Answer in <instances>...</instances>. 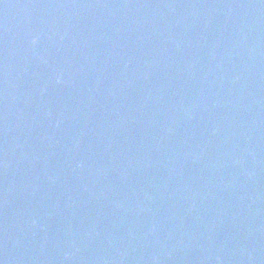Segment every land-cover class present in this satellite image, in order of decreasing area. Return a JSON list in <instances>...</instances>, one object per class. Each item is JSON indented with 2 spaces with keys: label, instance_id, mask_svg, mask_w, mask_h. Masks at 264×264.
Returning a JSON list of instances; mask_svg holds the SVG:
<instances>
[{
  "label": "water",
  "instance_id": "95a60500",
  "mask_svg": "<svg viewBox=\"0 0 264 264\" xmlns=\"http://www.w3.org/2000/svg\"><path fill=\"white\" fill-rule=\"evenodd\" d=\"M0 264H264V0H0Z\"/></svg>",
  "mask_w": 264,
  "mask_h": 264
},
{
  "label": "clouds",
  "instance_id": "9594fccd",
  "mask_svg": "<svg viewBox=\"0 0 264 264\" xmlns=\"http://www.w3.org/2000/svg\"><path fill=\"white\" fill-rule=\"evenodd\" d=\"M35 43H37V41L34 39V40H33V44H35Z\"/></svg>",
  "mask_w": 264,
  "mask_h": 264
}]
</instances>
